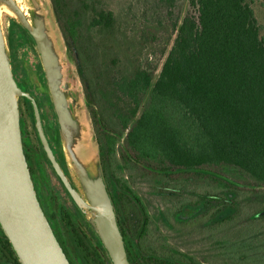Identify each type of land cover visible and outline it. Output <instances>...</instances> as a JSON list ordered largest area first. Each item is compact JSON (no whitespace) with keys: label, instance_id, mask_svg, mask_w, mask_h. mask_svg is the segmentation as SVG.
<instances>
[{"label":"trees","instance_id":"16d2710c","mask_svg":"<svg viewBox=\"0 0 264 264\" xmlns=\"http://www.w3.org/2000/svg\"><path fill=\"white\" fill-rule=\"evenodd\" d=\"M154 1L176 32L173 45L154 85L165 47L158 62L113 84L114 102L93 91L83 42L88 30L111 28L112 12L94 11L88 20L87 1L51 0L81 73L129 261L264 264V37L254 9L246 0H188L182 17L185 0ZM126 170L148 181L150 195L180 203L160 215L166 249L147 245L151 214ZM185 182H206L213 191L191 194L180 188ZM61 217L71 264H107L104 249L88 244L68 213ZM0 245V264H20L8 239Z\"/></svg>","mask_w":264,"mask_h":264},{"label":"water","instance_id":"95a60500","mask_svg":"<svg viewBox=\"0 0 264 264\" xmlns=\"http://www.w3.org/2000/svg\"><path fill=\"white\" fill-rule=\"evenodd\" d=\"M11 16L35 43L58 122L71 178L65 174L47 139L35 98L17 84L11 66L2 14ZM41 0H0V227L20 264H71L37 197L24 153L19 98L29 100L42 148L69 197L97 235L107 264L129 261L113 199L99 153L90 144L93 133L85 102L66 80L67 64Z\"/></svg>","mask_w":264,"mask_h":264},{"label":"rangeland","instance_id":"374dc122","mask_svg":"<svg viewBox=\"0 0 264 264\" xmlns=\"http://www.w3.org/2000/svg\"><path fill=\"white\" fill-rule=\"evenodd\" d=\"M44 7L49 11L48 17L51 20V26L54 31L59 49L65 53L66 57V80L72 84V93L76 96L78 90L80 97L85 102L87 119L91 122L88 104L86 102L84 85L82 82L81 73L78 66L67 46L62 29L58 23L53 4L51 0H41ZM81 1V0H80ZM88 3V20L91 19L94 11H109L114 16V24L109 29L92 30L86 32L83 42L86 46V68L91 76V81L94 86V92L97 96L106 92L111 94L112 100L116 101V95L113 84L124 78H131L135 72L142 68L143 65L149 63L153 65L158 62L161 50L167 49L166 55L159 61V66L155 72L152 85L156 82L161 71L164 60L170 51L176 32L172 30L170 22L164 17L159 7L155 6L154 0H82ZM254 9L255 16L261 27V35L264 37V0H246ZM188 7V0H185L182 7V17ZM3 29L6 41L9 48L10 58L16 69L23 67L26 77L34 76L37 65L39 69L40 58L37 52L28 43L23 42L18 46L16 43L11 47L10 32L15 34L16 31H22L15 20L8 14H2ZM16 24V25H15ZM86 27L84 28V30ZM20 41V38H17ZM30 42V41H29ZM29 75V76H27ZM148 95L143 100L137 118L140 116ZM27 131L30 132V123L28 117H25ZM92 125V122H91ZM56 123L54 120V125ZM93 129V126H92ZM34 134V133H33ZM36 139V138H35ZM33 143L34 140H33ZM123 143L121 138L119 144ZM90 144L96 152L99 153L97 143L94 138V131L90 138ZM62 145V142H61ZM63 149V148H62ZM65 158V157H64ZM65 160V159H64ZM65 165H68L65 160ZM48 167V165H47ZM69 173L70 170L68 169ZM71 174V173H70ZM49 186L47 194L52 198L53 208L56 212L55 221L59 224H64L61 217L62 212L68 213L70 209H74L72 202L60 186L59 181L49 170ZM125 180L137 193V195L146 202L151 214V235L148 238V246L153 247L157 251L166 249L162 244L163 239H160V215H172L180 208V203L177 200H170L152 196L149 194V187L134 170H129L124 173ZM181 189H184L191 194H205L213 191L210 184L201 182L199 184L181 183ZM150 198V199H149ZM148 199V202H147ZM76 227V226H75ZM64 231V228H63Z\"/></svg>","mask_w":264,"mask_h":264},{"label":"flooded vegetation","instance_id":"af4514ba","mask_svg":"<svg viewBox=\"0 0 264 264\" xmlns=\"http://www.w3.org/2000/svg\"><path fill=\"white\" fill-rule=\"evenodd\" d=\"M12 33L13 32L11 31L10 32L11 47L15 43L17 47L22 45L21 43L23 40V42L26 43V45H28L29 43L32 46V48L35 50V52H37L35 48V43L33 42V40L30 38L28 33L23 28H22V31L20 32L16 31L15 34H12ZM17 38H20V41H18ZM11 66H12V72H13V75H14V78L17 84L20 86L22 90L30 93L35 98L39 106V109H40L43 127L45 130L47 139L49 141V144L53 150V153L56 159L58 160V162L60 163L65 174L70 178L71 182L73 183L71 174L69 173L65 165V160H64L65 158H64L62 145H61V137H60L59 127H58V122H57L55 111H54L51 98L49 95L47 81H46L45 73L42 68L41 62L39 65V69L36 65L35 67L36 71L34 72L35 75L33 77L27 75L29 76V78L26 77V73L24 72L22 66L16 69L13 65V61H11ZM25 101H28L30 103L32 112L30 111L29 107L26 105ZM19 110H20V125H21L24 153H25L28 167L30 170V174L33 180V184H34V187L37 193V197L67 257L70 259V255H69L70 253L69 244L70 243L68 239L67 228L65 226V223L62 225V223L59 224L55 221L56 213L53 214V212H56V211L53 208V206H51L52 198L49 196L50 194L49 193L47 194V191L49 189L48 180H49V176H51V175H48L49 170L54 175V177L57 178V180L60 183V186L63 188L64 192L66 193V195L68 196V198L73 204L74 209H70V211H68V218L72 222L73 226L74 227L76 226L75 227L76 230L81 234L83 239L88 244L92 243L96 249L98 248V246L102 247L97 235L94 233V231L92 230L88 222L85 220L81 212L78 210L74 202L69 197L67 191L65 190L64 186L62 185L58 176L56 175L54 169L52 168L51 163L49 162L45 154V151L42 148V144L40 142V139L38 137L35 124H34V113H33V107H32L31 102L24 97H20L19 98ZM25 117H28V122L30 123V126H31L30 132L27 131ZM54 120L56 123V127L53 126ZM33 140L35 143H33ZM106 180L107 179L105 177V182L106 184H108ZM111 187H112L111 191H112L113 196H116L114 192V186H111ZM63 228H64V231H63ZM5 238L6 237L1 235V231H0V242L4 241Z\"/></svg>","mask_w":264,"mask_h":264}]
</instances>
